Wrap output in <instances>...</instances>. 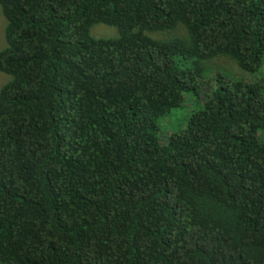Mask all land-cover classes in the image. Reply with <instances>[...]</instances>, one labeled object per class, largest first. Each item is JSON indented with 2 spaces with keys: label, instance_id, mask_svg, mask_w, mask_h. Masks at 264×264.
<instances>
[{
  "label": "trees",
  "instance_id": "trees-1",
  "mask_svg": "<svg viewBox=\"0 0 264 264\" xmlns=\"http://www.w3.org/2000/svg\"><path fill=\"white\" fill-rule=\"evenodd\" d=\"M0 7V264H264V79L159 136L208 62L263 71L264 0Z\"/></svg>",
  "mask_w": 264,
  "mask_h": 264
},
{
  "label": "rangeland",
  "instance_id": "rangeland-1",
  "mask_svg": "<svg viewBox=\"0 0 264 264\" xmlns=\"http://www.w3.org/2000/svg\"><path fill=\"white\" fill-rule=\"evenodd\" d=\"M7 26L6 18L3 14L2 8L0 7V51L7 48V40L5 37V29ZM93 36L99 38H110L116 37L118 32L115 27H110L104 24L96 25L92 30ZM207 68L209 69L205 79L209 82L204 83L205 91L197 95L192 92L186 96V103L183 104L181 108H174L168 111V115L159 121V136L162 142H165L170 133L178 131L181 125L185 124L189 117L202 109L205 105L207 96L211 94L212 84L214 83V88L216 84L219 86H225L230 80L235 81H245V82H255L257 80L264 79V68L263 71L257 75H249L248 73L242 71L237 64L230 60L229 58L221 57L217 58L211 62L207 63ZM11 80V76L0 71V90L1 88ZM212 85V86H211Z\"/></svg>",
  "mask_w": 264,
  "mask_h": 264
}]
</instances>
